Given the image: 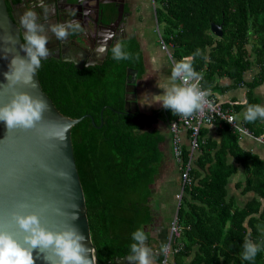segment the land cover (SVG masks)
<instances>
[{
    "label": "trees",
    "instance_id": "obj_1",
    "mask_svg": "<svg viewBox=\"0 0 264 264\" xmlns=\"http://www.w3.org/2000/svg\"><path fill=\"white\" fill-rule=\"evenodd\" d=\"M154 1L162 39L174 60L199 49L202 54L195 57L193 67L203 73L204 86L209 89L216 76H227L233 80L228 88L249 87L250 100L251 89L264 81V0ZM110 9L112 20L116 6ZM212 23L222 25V37L212 32ZM119 42L130 59H113L112 45L105 60L90 68L48 57L38 69L44 91L60 112L74 118L89 114L72 127V141L98 264H115L130 255L137 229L148 234L146 227L153 219L149 199L163 160V136L151 128L152 117L126 109L128 69L137 70V82L146 71L140 39L131 36ZM252 65L260 70L253 81L245 82L244 72ZM167 116L170 123L179 118L171 110ZM261 121L264 124V119L244 123L254 129ZM221 124L220 148L198 137L196 164L210 161L213 167L207 178L185 188L179 209L183 229L178 243L184 246L180 253H193L197 246L193 264H264V159L244 152L238 133L225 121ZM190 139L188 130L189 146ZM189 146L182 141L183 162L189 160ZM228 154L247 167L245 182L236 183L244 195L241 200L230 193L237 167L226 163L223 157ZM245 237L260 245L253 261L241 258Z\"/></svg>",
    "mask_w": 264,
    "mask_h": 264
},
{
    "label": "clouds",
    "instance_id": "obj_2",
    "mask_svg": "<svg viewBox=\"0 0 264 264\" xmlns=\"http://www.w3.org/2000/svg\"><path fill=\"white\" fill-rule=\"evenodd\" d=\"M40 2L42 4L43 0ZM84 14L87 15V12ZM19 22L25 30L22 37L23 43L20 45L24 55L12 56L8 71L4 72L3 76L7 81L6 84L13 88L18 84L35 87L33 77L40 68L41 61L50 55V49L47 47L50 39L48 32L50 31L60 41L67 40L70 33L80 32L82 28L75 20L47 25L38 23L37 13L32 9H26L20 15ZM114 35L115 33L108 29L100 33L101 39L95 49L97 59L108 50V41ZM111 52L115 60L130 59V53L124 51L120 42L112 46ZM201 54V51L197 49L194 54L174 61L168 82L157 85L163 89V92L152 94L151 104L158 103L164 109L171 110L174 116L184 118L191 117L196 112L203 113L205 108L212 110L213 105L207 99L210 92L201 89L199 86L201 76L193 67L195 57ZM91 66L92 62L85 64V67ZM242 103L246 105L243 114L245 121L254 122L257 119H264V105L248 104L246 99ZM47 111L49 106L43 97L28 91H15L7 103L0 105V122H4L8 132L16 129H36L43 140L65 141L68 131L65 124L56 121L41 124L45 120L44 114ZM233 119L234 117H230L227 121L232 124ZM40 166L46 171H51L43 162ZM56 175L64 178L66 174L61 171ZM182 199L180 202L178 200L179 205ZM19 207L26 208L28 205L22 203ZM47 207L48 205H45V208ZM73 209L71 221L79 219L77 206L73 205ZM11 217L22 230L23 235L18 238L12 232L0 229V264H35L34 252L42 255L46 264H94V256L86 242L87 238L74 223L69 222L61 229L53 231L41 224L40 215L36 212L24 214L14 211ZM132 239L134 242L130 245L131 254L126 257L128 264H155L153 250L145 243L147 240L145 231L137 229L133 232ZM161 251L166 254L168 245H161ZM259 251L260 245L245 237L241 258L245 261H253Z\"/></svg>",
    "mask_w": 264,
    "mask_h": 264
},
{
    "label": "water",
    "instance_id": "obj_3",
    "mask_svg": "<svg viewBox=\"0 0 264 264\" xmlns=\"http://www.w3.org/2000/svg\"><path fill=\"white\" fill-rule=\"evenodd\" d=\"M60 9L59 0L52 1L53 13L38 19V23L47 25L67 21V16L59 13ZM211 29L216 36H223L221 24L212 23ZM24 31L15 13L9 11L6 0H0V105L7 103L15 91H28L34 95H39L47 101L49 106V111L45 112V120L41 124L48 121L60 122L67 126L68 131L66 140L63 142L46 141L41 138L36 129H16L8 132L4 122H0V229H6L18 238L22 237V230L11 217L14 211H20L24 214L28 212L38 213L41 224L53 231L59 230L67 223L72 222L84 233L87 238L86 242L92 249L94 264H98L97 249L92 241L88 208L72 141V127L89 114L74 118L60 112L52 98L44 91L38 77V69L33 77L35 87L18 84L13 88L6 84L7 81L3 73L8 71L12 56L16 54L24 55L20 49V45L23 43ZM49 33L51 32L49 31ZM55 42L56 48L55 50L51 49V51H57L58 55L52 56L72 61L79 67L88 62H92V65L101 64L111 46V43L107 45L108 50L101 58H91L85 62L84 60H78L77 55L74 53H71L70 58L67 57V44H82L81 35L72 37L70 33L67 40L58 41L55 39ZM80 56L86 57L85 55ZM49 57L51 56L49 55ZM137 73V70L132 68H129L127 73L126 109L133 113L139 110L136 91ZM101 116L103 118V110ZM92 122L94 126H97L93 118ZM102 124L103 122L101 126ZM41 162L46 164L51 171L42 168L40 166ZM61 171L66 174L64 178L56 175L57 172ZM22 203L27 204L28 207L20 208L19 205ZM45 205H48V207L45 208ZM73 205L77 206L79 215V219L75 221H71V213L74 210ZM145 243L148 246V242L145 241ZM33 255L36 257L35 264H46L42 255L35 252ZM49 255H51V252H49ZM127 256L119 257L116 264L128 263Z\"/></svg>",
    "mask_w": 264,
    "mask_h": 264
},
{
    "label": "crops",
    "instance_id": "obj_4",
    "mask_svg": "<svg viewBox=\"0 0 264 264\" xmlns=\"http://www.w3.org/2000/svg\"><path fill=\"white\" fill-rule=\"evenodd\" d=\"M134 3H136L135 5L140 4V6L134 7L133 11L135 16L143 17L144 15L146 20H149L145 21L144 25H148V23H151L154 20V24L151 26L148 25L151 29L153 28V32L147 30L148 32L150 31V34L147 35L146 30L143 28V30L138 32L139 35H137L140 39L141 46L146 57L145 74L136 84L138 107L142 113L152 117L151 121L153 123L151 128L159 131L163 136V141L161 143L163 160L160 164L154 184L152 185V193L149 199V204L153 211V219L146 227V231L148 232L146 241L148 242V247L153 249L155 252L153 256L155 264H163V260L166 257L165 253L161 251V245H171V252L167 256V264H193V259L197 256L198 247H195L193 253L192 251L190 253H180V251L184 248L183 245L181 246L178 244V242L181 241L180 238L182 234L181 236L176 237L173 235L171 230L174 218L178 217L180 220V205L176 195L181 192L183 188L180 165L173 154L172 133L170 129V124L172 122L170 123L168 120V110L164 109L158 103L151 104L153 102L151 95L163 92V89L159 88L157 85H163L168 82L171 76V68L175 60L170 57L172 52L169 48L168 50L162 48L163 39L159 32L160 28L158 29L159 23L156 11L157 4L155 2L152 4L151 0H147V2L145 0H135ZM137 26V24H134V28H137ZM156 29L159 36L154 39L151 36H155L154 31H156ZM48 35L52 36V33ZM112 45L114 46V44ZM249 47L252 49V45ZM155 49L164 53L162 54V58L158 55L154 57ZM254 58L255 56H253L252 59ZM259 70L260 67L258 65H252L250 69L244 72L245 82L253 81ZM232 83L233 80L231 78L218 75L216 76L214 85L209 88V90L216 95L220 101L224 102L226 106L230 107L235 112L237 119L248 127L243 120L246 105H244L242 101L246 99L248 104L264 105V81L259 83L254 89H251L253 91H251L250 100H248V92H250V90L247 85L240 84L235 87L228 88V86ZM156 115L158 118L155 120ZM221 122L222 120H217L214 123L204 124L201 126V134L199 136H201L204 142L212 141L214 146L217 144L219 148L222 146L224 137L222 135L223 131H221L223 128ZM253 127L254 129L248 128L253 131L254 136L238 133V144L244 152L257 155L264 159V142L259 139L264 135V124L261 121ZM180 135L184 144L189 146V140H187L188 130L181 128ZM216 151L217 148H214L212 155H215ZM195 155L196 151L191 156L190 150L189 159L192 158L193 164L191 173L194 177L195 184H199L210 175L213 166L210 161H208L205 166H198L199 164H196L195 161L196 157L194 158ZM223 158H226L225 161L227 164L237 167L235 173L232 174L230 179L229 189L230 193L235 195V199L241 200L244 198V195H242V189L238 188L236 183L245 182L247 177V167L243 162L237 161L235 155L228 154ZM177 248L178 250H176Z\"/></svg>",
    "mask_w": 264,
    "mask_h": 264
},
{
    "label": "flooded vegetation",
    "instance_id": "obj_5",
    "mask_svg": "<svg viewBox=\"0 0 264 264\" xmlns=\"http://www.w3.org/2000/svg\"><path fill=\"white\" fill-rule=\"evenodd\" d=\"M52 1L55 0H43L42 4L40 0H20L19 2L6 0V3L11 7L9 11L14 12L19 20L20 15L26 9L34 10L38 19L51 15L53 13ZM59 2L61 4L59 13L66 15L67 21L75 20L81 25L82 31L71 33V35L72 37L81 35L82 44H67V57L70 58L71 53H74L80 61L84 60L86 62L91 58L97 59L95 49L100 42V33L103 30L108 29L115 33L114 37L108 41V44L111 43L112 45L121 39L139 35L138 32L143 30L144 22L149 21L146 20L144 15V18L135 16L134 7L140 6V4L135 5L137 3H134L135 0H59ZM111 5L116 6V14L112 20H109V17H112ZM85 12H87V15L84 14ZM134 24L138 25L137 28H134ZM49 37L51 39H49L47 47L50 49V56L54 57L52 55L57 56L58 52L51 51V49L55 50L56 48V38L54 35ZM80 55L86 57L83 58Z\"/></svg>",
    "mask_w": 264,
    "mask_h": 264
},
{
    "label": "built area",
    "instance_id": "obj_6",
    "mask_svg": "<svg viewBox=\"0 0 264 264\" xmlns=\"http://www.w3.org/2000/svg\"><path fill=\"white\" fill-rule=\"evenodd\" d=\"M162 48L168 50V46L165 44L163 40H162ZM170 57H172V54H170ZM199 74L201 76L199 86L201 87V89L210 92V95L207 97V99L213 105V109L209 110L208 108H205L203 113L196 112L193 113V115L188 118L179 117L177 121H173L170 124V129L172 133L173 154L175 159L180 165L182 185H183L182 191L176 195L179 202L183 197L185 187L192 186L194 184V177L191 173L193 169L192 158H190L187 162H183L182 160L183 148H182V139L180 135L181 128H185L191 131V139H190L191 156L195 151H197L200 148L198 137L200 134L201 126L204 124H211L217 120H222L228 123L233 131L237 133H244L246 135L254 136L253 131L250 130L248 127H246L237 119L235 112L230 107L226 106L224 102L220 101L216 95H214L208 88L204 86L203 73H199ZM230 117H234L232 124L227 121ZM263 136H261L259 139L264 142ZM182 229L183 227L181 225L179 218L175 217L171 225V230L173 235H175L176 237L181 236ZM178 244L182 246L181 243ZM176 250H178V248ZM170 252H171V245H168V252L165 254L166 257L163 260V264H167V256L170 254Z\"/></svg>",
    "mask_w": 264,
    "mask_h": 264
},
{
    "label": "rangeland",
    "instance_id": "obj_7",
    "mask_svg": "<svg viewBox=\"0 0 264 264\" xmlns=\"http://www.w3.org/2000/svg\"><path fill=\"white\" fill-rule=\"evenodd\" d=\"M146 2H147V0H145ZM153 2H155L154 0H151V3L153 4ZM155 19V18H154ZM152 24H154V20L151 22V23H148V25H152ZM148 25L146 24V25H144V30H146V34L147 35H149L150 34V31H152L153 30V28L151 29V27L149 26L148 27ZM154 26V25H153ZM147 30H150L149 32L147 31ZM153 32V31H152ZM154 33H155V36H151L152 38H154L155 39V37H158L159 36V33H158V31H157V29H156V31H154ZM152 46V45H151ZM153 47H154V45H153ZM163 50V49H162ZM153 51V50H152ZM165 51V50H164ZM154 52V51H153ZM162 54H164L163 52H161V51H157L156 49H155V55H154V57L155 56H159L160 58H162ZM162 63V62H161Z\"/></svg>",
    "mask_w": 264,
    "mask_h": 264
}]
</instances>
